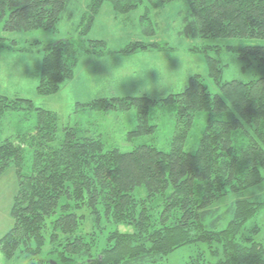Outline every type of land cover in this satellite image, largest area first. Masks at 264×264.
<instances>
[{"label": "trees", "instance_id": "obj_1", "mask_svg": "<svg viewBox=\"0 0 264 264\" xmlns=\"http://www.w3.org/2000/svg\"><path fill=\"white\" fill-rule=\"evenodd\" d=\"M142 1L91 0L81 35L87 36L105 3L120 11L128 2L132 11ZM145 1L163 7L179 0ZM185 1L189 15L182 34L187 38L264 40V0ZM70 2L0 0V26L7 33L54 31L71 12ZM87 42L90 46L61 40L45 49L40 96L55 95L72 80L81 55H102L105 41ZM157 46L136 44L122 51L131 54ZM237 52L264 67V47ZM205 58L219 93L209 91L195 75L184 91L164 99L112 97L88 104L104 111L137 110L138 127L132 136L155 130L150 121L158 104L172 108L176 128L169 152L150 144L130 152L106 149L101 139L81 138L75 128L60 127L55 114L35 109L30 172L24 170L23 144L6 140L0 145V177L15 164L19 178L11 211L14 225L0 241L7 260L25 254L33 257L31 264H37L34 259L42 264L47 261L41 256L50 253L56 256L54 264H163L179 248L202 246L189 264H264V242L247 227L264 210V202L243 195L253 186L264 188V78L222 83L221 61ZM33 108L30 100L0 95V120L8 112ZM202 112L207 120L197 148L187 151L195 118ZM227 193L240 195L222 212L219 203ZM90 221L125 225L132 231L123 233L117 227L105 235L103 248L94 256L97 240L82 233Z\"/></svg>", "mask_w": 264, "mask_h": 264}, {"label": "rangeland", "instance_id": "obj_2", "mask_svg": "<svg viewBox=\"0 0 264 264\" xmlns=\"http://www.w3.org/2000/svg\"><path fill=\"white\" fill-rule=\"evenodd\" d=\"M91 0H71L68 14L59 22L54 31L36 30L24 33H7L0 26V95L11 101L17 99L30 100L34 108L18 112H8L0 120V145L6 140H14L24 146V170L30 172L34 150L32 134L38 123L35 109L49 111L58 117L60 127L75 128L81 138H99L106 149L118 148L122 152H130L143 144L154 145L158 149L169 152L174 137L176 123L172 108L158 104L150 125L155 130L139 136L130 133L137 129V110L104 111L91 109L88 104L99 98L141 97L149 96L164 99L178 94L188 86L190 78L199 75L209 91L219 93V86L209 76L206 55L219 59L223 65L221 82H252L264 78V67L251 60H243L238 56V49L247 46L264 47V40L256 39H193L183 35L184 20L189 15V5L179 0L163 7L154 6L143 0L134 10L128 11L130 5L123 2V10H116L112 3H105L91 24L87 36L81 35L85 28L90 11ZM127 10V11H126ZM72 40L76 45L87 44L89 40L106 42L101 56L83 54L75 67L74 78L65 82L61 90L52 96H40L38 86L41 79L42 64L46 48L56 45L61 40ZM157 44L154 49L138 50L134 53H123L132 45ZM89 45V43H88ZM90 46V45H89ZM100 49V47H97ZM184 59L186 69H191L187 80L181 74L176 90L168 95L153 93L151 80L156 73L149 72L151 67L162 68L161 57H167L170 68L177 69L179 60ZM119 57H130L127 67L115 80H108L105 63L112 61L119 65ZM144 80V87L137 90ZM207 113L202 112L195 118L194 126L186 144L187 151L197 148L198 139L205 127ZM58 139H63L60 133ZM247 142V141H245ZM57 145V143H56ZM19 178L15 164H12L0 177V241L13 228L14 220L11 211L18 190ZM264 187V186H263ZM243 191V190H242ZM240 191V193H242ZM227 193L220 201L219 207L225 212L236 197L240 195ZM243 195L254 202H264V188L253 186ZM157 210V208H156ZM131 232L125 225H108L102 222L95 225L91 221L85 224L82 233L93 234L97 243L92 248L94 256L103 248L105 235L117 230ZM254 238L264 242V210H262L247 226ZM224 225L222 226V229ZM90 239L91 236H86ZM202 247V246H200ZM197 246H185L168 256L163 264H189L196 256ZM32 256L25 254L7 260L0 251V264H31ZM41 259L54 264V254H43ZM35 263H39L34 259ZM80 261V262H79ZM79 261H62L61 264H83ZM89 261V260H88Z\"/></svg>", "mask_w": 264, "mask_h": 264}, {"label": "clouds", "instance_id": "obj_3", "mask_svg": "<svg viewBox=\"0 0 264 264\" xmlns=\"http://www.w3.org/2000/svg\"><path fill=\"white\" fill-rule=\"evenodd\" d=\"M179 60V67L177 69L170 68L169 60L167 57H161L162 68L151 67L149 72H155V80H151L152 88L150 89L153 93L168 95L174 92L178 86V80L183 74V78L186 81L188 75L191 73V69H186L184 59L180 56H173ZM121 63L119 65L115 64L113 61L111 63H105L108 75H104L108 80H115L116 77L123 72L130 62V57H119ZM137 81H142L138 87V91L144 87V80L140 78Z\"/></svg>", "mask_w": 264, "mask_h": 264}]
</instances>
